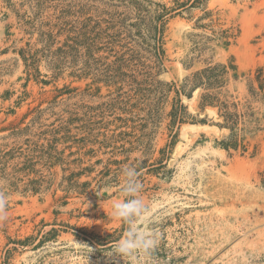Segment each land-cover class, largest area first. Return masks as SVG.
I'll list each match as a JSON object with an SVG mask.
<instances>
[{"label": "rangeland", "instance_id": "374dc122", "mask_svg": "<svg viewBox=\"0 0 264 264\" xmlns=\"http://www.w3.org/2000/svg\"><path fill=\"white\" fill-rule=\"evenodd\" d=\"M259 68L264 0H0V264H112L126 165L159 244L118 264H264Z\"/></svg>", "mask_w": 264, "mask_h": 264}, {"label": "clouds", "instance_id": "9594fccd", "mask_svg": "<svg viewBox=\"0 0 264 264\" xmlns=\"http://www.w3.org/2000/svg\"><path fill=\"white\" fill-rule=\"evenodd\" d=\"M122 183L119 198L113 200L110 209L111 217L127 225L123 237L114 245L110 253L105 254L112 264H118L117 258H130L139 253L151 254L159 244L155 231L158 222L155 210L142 195V185L138 182L137 170L126 165L121 169ZM8 200L0 193V222L7 220ZM93 249L90 248V252ZM88 253V256H89Z\"/></svg>", "mask_w": 264, "mask_h": 264}, {"label": "trees", "instance_id": "16d2710c", "mask_svg": "<svg viewBox=\"0 0 264 264\" xmlns=\"http://www.w3.org/2000/svg\"><path fill=\"white\" fill-rule=\"evenodd\" d=\"M217 67H209L205 69L204 71L197 72L193 80L188 79V81L194 85V86H204L208 89L214 88L215 85H218L221 83V75L220 73L216 72ZM258 74H257V79L261 82L264 80L263 74H264V69L259 68L258 69ZM181 89L177 90L178 93H180ZM181 100L179 99L177 101V105L174 106L173 110L170 112L169 116L171 118V122L169 126L171 127V131L175 132L176 126L180 123L185 122V111H184V106L180 103ZM206 105H220V114L224 116L225 118V125L230 127L232 131H234L237 127L238 120L240 118V114L238 112H231L230 111V106L225 102V101H220V98H218L216 95L214 96L213 94L206 93L202 96V102L201 106L204 108ZM56 231V230H55ZM45 239L47 238L44 236ZM34 239L32 237H28L25 240H18V243L21 244L22 246L31 244L30 240ZM44 242L43 240H40L38 245H41ZM33 244V242H32ZM14 249H17L16 246Z\"/></svg>", "mask_w": 264, "mask_h": 264}]
</instances>
